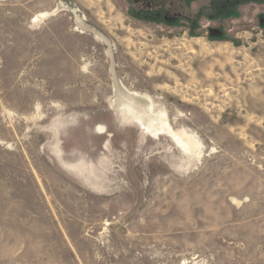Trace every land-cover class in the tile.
Here are the masks:
<instances>
[{"label": "rangeland", "instance_id": "374dc122", "mask_svg": "<svg viewBox=\"0 0 264 264\" xmlns=\"http://www.w3.org/2000/svg\"><path fill=\"white\" fill-rule=\"evenodd\" d=\"M263 10L0 0V264H264Z\"/></svg>", "mask_w": 264, "mask_h": 264}, {"label": "bare ground", "instance_id": "6f19581e", "mask_svg": "<svg viewBox=\"0 0 264 264\" xmlns=\"http://www.w3.org/2000/svg\"><path fill=\"white\" fill-rule=\"evenodd\" d=\"M68 8L71 9L72 11L76 12L75 9H73V8H71L69 6H68ZM77 23H78V26H80V28H82L84 31L93 34L94 36L98 37L100 40H102L104 43H106L107 45L110 46L109 39L103 33H101L100 30H97L96 28H94V27H92L90 25H87L83 21V18H81V17L79 18V16H77ZM77 23H76V25H77ZM111 51L112 50L109 48L110 54H112ZM118 87H120V85ZM119 89H121V88H119ZM122 90H120L122 93H118V91H117V100H116V102H117L116 104L117 105H116V109L118 111L123 112L124 114H132V115H135V116L139 117L143 121V123L145 125L150 126V127L154 126L152 128V132L153 133H158L159 130H161V124L162 123H160L159 120L156 117H153V115L148 113L149 110L152 108V103L149 102V101H144L146 97L145 98L142 97V98H144V99H142V98H140L139 95H138L139 97L136 96V95H133V94H127L126 95V94H124V93H126V91H124V90L122 91ZM146 115H147V118H148L147 121H145ZM161 117H164V116H161ZM164 118H162V119H164ZM166 122H164V123H166ZM181 143H182V141H181ZM184 143H185L184 147H185L186 150H192L194 148V144H192L190 142V140H189V142H184Z\"/></svg>", "mask_w": 264, "mask_h": 264}, {"label": "flooded vegetation", "instance_id": "af4514ba", "mask_svg": "<svg viewBox=\"0 0 264 264\" xmlns=\"http://www.w3.org/2000/svg\"><path fill=\"white\" fill-rule=\"evenodd\" d=\"M253 1L256 2V3L259 2V0H253ZM259 20H260V24L264 26V10H263V14L259 16Z\"/></svg>", "mask_w": 264, "mask_h": 264}]
</instances>
